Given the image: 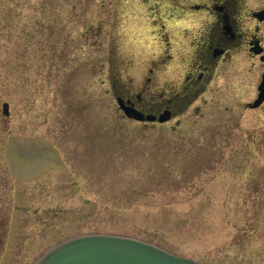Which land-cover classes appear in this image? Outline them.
I'll return each mask as SVG.
<instances>
[{
  "label": "rangeland",
  "instance_id": "obj_1",
  "mask_svg": "<svg viewBox=\"0 0 264 264\" xmlns=\"http://www.w3.org/2000/svg\"><path fill=\"white\" fill-rule=\"evenodd\" d=\"M154 1L0 0V264L85 232L264 264V102L246 105L261 61L231 58L161 124L126 117L115 87L137 88L169 45L182 49L158 36ZM173 63L158 92L176 89Z\"/></svg>",
  "mask_w": 264,
  "mask_h": 264
},
{
  "label": "flooded vegetation",
  "instance_id": "obj_2",
  "mask_svg": "<svg viewBox=\"0 0 264 264\" xmlns=\"http://www.w3.org/2000/svg\"><path fill=\"white\" fill-rule=\"evenodd\" d=\"M153 3V17L156 16L153 20L160 22L158 36L167 34L165 38H169L171 33L172 38H182V49L176 52L181 53L180 57L175 58L166 40L167 53L161 56L159 64L148 68L149 75L137 88L124 84L115 87L114 94L125 105L153 118L141 122L161 124L159 116L164 115L167 120L176 117L206 90L216 69L229 63L231 58L242 56L243 52L260 59V82L264 72L261 60L264 59V0H155ZM173 60L180 74L176 89L169 86L158 92L154 77L161 71V65L168 68ZM249 103L247 107L252 108ZM4 217L5 210H0V246L5 236Z\"/></svg>",
  "mask_w": 264,
  "mask_h": 264
},
{
  "label": "water",
  "instance_id": "obj_3",
  "mask_svg": "<svg viewBox=\"0 0 264 264\" xmlns=\"http://www.w3.org/2000/svg\"><path fill=\"white\" fill-rule=\"evenodd\" d=\"M264 100V72L258 85L257 98L249 104L258 106ZM116 102L123 113L136 120L153 119L125 105L120 97ZM7 115L8 103L2 104ZM167 117L159 116L158 120ZM31 264H200L196 260L169 252L157 244L140 238L102 232L75 234L44 250Z\"/></svg>",
  "mask_w": 264,
  "mask_h": 264
}]
</instances>
